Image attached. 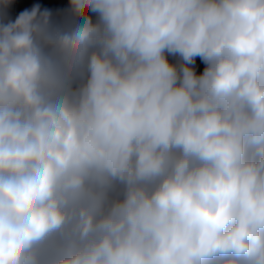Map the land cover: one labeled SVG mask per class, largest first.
<instances>
[{
	"label": "clouds",
	"instance_id": "obj_1",
	"mask_svg": "<svg viewBox=\"0 0 264 264\" xmlns=\"http://www.w3.org/2000/svg\"><path fill=\"white\" fill-rule=\"evenodd\" d=\"M0 264H264V0H0Z\"/></svg>",
	"mask_w": 264,
	"mask_h": 264
}]
</instances>
